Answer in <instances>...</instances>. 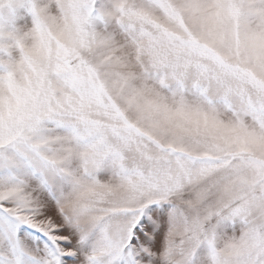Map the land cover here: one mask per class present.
<instances>
[{
	"label": "snow or ice",
	"instance_id": "1",
	"mask_svg": "<svg viewBox=\"0 0 264 264\" xmlns=\"http://www.w3.org/2000/svg\"><path fill=\"white\" fill-rule=\"evenodd\" d=\"M0 264H264V0H0Z\"/></svg>",
	"mask_w": 264,
	"mask_h": 264
}]
</instances>
